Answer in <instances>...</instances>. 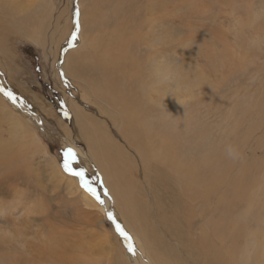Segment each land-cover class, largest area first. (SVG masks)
<instances>
[{"label":"rangeland","instance_id":"obj_1","mask_svg":"<svg viewBox=\"0 0 264 264\" xmlns=\"http://www.w3.org/2000/svg\"><path fill=\"white\" fill-rule=\"evenodd\" d=\"M83 1L45 0L47 13L42 22L30 24L28 19L36 16V0H11L12 5L7 7H13L12 14H6L0 9V83L27 105L36 118L38 130L33 133L46 146L39 145L31 149L35 147L31 144L30 151L20 147V131L10 110L1 105L0 97V264H27L25 261L28 258L40 264H113L115 253L120 250L126 252L125 259L133 264L134 259L124 247L122 237L107 218L108 211L105 214L100 211L101 207H107L106 197L111 196V190L103 172L94 163L88 144L80 139L74 123V106L103 122L105 118L97 113L100 111L97 107L107 108L105 103L100 102L96 107L84 99L81 96L83 89L65 69L66 57L74 50L78 51L81 44ZM160 1L169 4L167 11L162 14L160 27L161 32L167 34L164 38L170 36L168 45L161 50L164 56L162 63L178 73L175 72L176 76L168 79L172 91L177 89L176 82L182 72H188L194 78L201 71V66L208 69L209 77L207 74L204 77L210 80L206 86L209 89L205 90L206 93L194 91L190 103H198L194 101L196 98L202 101L206 99L215 105L214 115L208 118L207 123L211 127L225 124L229 136L235 137L230 140L231 143L247 146L238 150L237 160L240 163L232 172L236 173V177L241 162H246L244 169L247 176L244 184L253 187H247L250 190V202L245 201L238 207L237 217L248 215V218L239 223L234 221L227 226L228 232L232 230L231 226L237 224L252 227V231H255V226L264 229V0ZM77 6L81 13V30L75 46L69 47L68 40L74 31V12ZM144 7L150 9L145 5L141 9ZM21 16L27 19L24 24V17ZM57 18H62V29L67 30L68 36L65 38L57 29L55 32ZM4 26L12 27L13 30ZM29 38L40 42H33ZM197 82L193 80L192 84ZM198 86L200 89L202 84ZM166 99L158 105V114L173 112L177 108L169 105ZM109 128L110 132L114 130L111 124ZM114 132L117 134V131ZM113 134L112 138L124 146V141L119 136L115 138ZM65 140L71 144L64 145ZM68 146L79 151L74 167L85 170L86 179L96 188L103 204L82 190L77 178L62 171V153ZM243 153H248L246 159L241 155ZM251 153L253 156L249 155ZM81 156L84 157L83 161ZM6 161L9 162L4 165ZM84 161L89 166H85ZM8 165L15 169L8 170ZM137 173L138 170H135L137 185L132 186L134 198L141 193L153 204L152 212L151 206L141 211L147 222L154 225L145 228L159 229V233L166 236L165 239L159 234L162 239L160 241L169 249L167 241L171 239L167 232L174 230L173 227H179L171 211L175 195L170 186L160 187L163 203L159 201L157 204L149 192L151 187H157V181L154 178L148 180ZM72 185L79 188L77 192ZM144 185L149 190L146 189V194L142 189ZM80 192L91 197L98 208L87 207L81 201L83 196ZM140 204L147 206L145 202ZM193 210L195 217L191 219L192 226H207L206 221L201 223L197 209L193 207ZM130 222L123 220L127 226ZM251 238L249 236L248 241ZM195 239L197 243L200 242V238ZM175 247L178 248L177 245ZM175 255L180 256L182 261L176 262L171 256L174 261L172 264H188L181 252Z\"/></svg>","mask_w":264,"mask_h":264},{"label":"bare ground","instance_id":"obj_2","mask_svg":"<svg viewBox=\"0 0 264 264\" xmlns=\"http://www.w3.org/2000/svg\"><path fill=\"white\" fill-rule=\"evenodd\" d=\"M12 2L1 0L0 9L6 14H12L13 7H7L12 5ZM35 3L36 16L34 18L31 14L29 24L42 22L47 10L45 0H36ZM83 5L81 44L78 51L74 50L66 57L65 69L83 89L84 96L87 95L84 97L81 94L84 99L96 107L100 102L105 103L107 108L97 107L100 110L97 113L105 118L103 122L74 106V123L80 139L88 144L93 161L103 172L111 190V196L106 197L107 207H101L100 211L104 214L106 211L114 213L117 221L132 237L135 254L128 253L134 259L132 263L172 264L173 258L176 262L181 260L180 256L173 254L179 255L181 252L188 264H264L262 227L255 226V231H252V227L241 223L242 226H231L232 230L229 232L227 229L234 221L239 223L248 218V215L244 218L237 217L238 207L245 201L250 202V190L247 187L253 186L244 184L247 176L244 169L246 162H241V169L235 177L236 173L233 174L232 169L236 168L240 161L237 158H229L225 148L231 144L238 152L247 146L232 144L230 140L235 137L229 136L225 124L219 123L211 127L207 123L208 118L214 115L215 105L206 99L199 101L196 98L194 101L198 103H190L194 91L206 93L205 90L209 89L206 86L210 80L204 77L205 74L208 76V69L201 66V71L197 72L194 78L192 74L182 72L176 82L175 91H172V85L168 82L175 72L178 74L175 69L162 63V51L164 46L168 45L170 36L168 39L164 38L167 34L161 32L160 24L162 14L167 11L169 4L160 0H88L87 3L84 0ZM143 5L150 9H141ZM153 10L155 14L152 13ZM61 20L62 18H59L56 21L54 28L55 32L57 29L65 38L67 30L62 29L64 26L60 23ZM26 21L24 17L22 23ZM4 28L13 30L12 27ZM29 39L40 42L37 39ZM193 80H197V84H192ZM200 83L202 86L199 89L197 86ZM0 87L5 88V85L0 83ZM0 97L1 105L10 110L12 114L9 115L14 118L20 131V147L27 151H30L31 144L35 145L31 149H36L39 145L44 147L45 144L33 133L38 130L36 118L27 105L18 99L13 103L2 93ZM165 98L168 99L169 105L177 108L173 109V112L158 114V105ZM110 124L114 129L112 132ZM114 131H117V134ZM112 133L115 138L119 136L124 141V146L112 138ZM70 144L71 142L64 141V145ZM241 155L246 159L248 153ZM249 155L253 156L252 153ZM83 158L81 156L82 161ZM83 164L89 166L88 162L84 161ZM9 169L14 170L15 167L9 168L8 165ZM135 170H138L140 176L157 181V187H151L150 191L147 185L142 188L145 194L146 189L152 193V200H157V204L159 201L163 203L159 188H166L167 185L172 188L175 199L172 201L171 211L176 217L175 224L179 227H173L174 230L167 232L171 239L166 240L169 249L160 241L161 236H166L159 233V229L145 228L154 225L147 222L142 209L151 206L152 212L153 204L141 193L134 198L132 186L137 185ZM78 189L75 188L76 192ZM80 194L83 196L81 201L87 207L98 208L86 193ZM141 202L147 203V206L141 205ZM193 207L201 216V223L206 221L207 226H192L191 219L195 217ZM191 209L193 211H190ZM124 219L131 221L128 226L123 223ZM249 236L252 237L251 241H248ZM195 237L200 238L199 243ZM123 245L126 248L125 242ZM115 254L113 264H130L129 259H125L126 252L120 250ZM30 260L28 258L25 262L40 264Z\"/></svg>","mask_w":264,"mask_h":264},{"label":"snow or ice","instance_id":"obj_3","mask_svg":"<svg viewBox=\"0 0 264 264\" xmlns=\"http://www.w3.org/2000/svg\"><path fill=\"white\" fill-rule=\"evenodd\" d=\"M80 15V9L77 6L74 12V31L71 32L70 39L68 40L69 47H74L76 41L78 40V36L81 30ZM0 93H2L13 103L16 102L17 97L11 90L0 87ZM65 115L67 116L68 113L65 112ZM77 159L78 156L76 151L71 146L65 147L62 153V171L69 176L77 178L81 189L91 195L98 203L103 204V200L100 199L96 188L92 186L91 182L88 179H86L85 170L83 168L74 167ZM107 194V190L105 189V195ZM106 215L108 220H110L114 225L115 231L123 238L127 251L135 254V247L132 242L131 235L124 229L122 224L117 221L114 213L107 212Z\"/></svg>","mask_w":264,"mask_h":264},{"label":"clouds","instance_id":"obj_4","mask_svg":"<svg viewBox=\"0 0 264 264\" xmlns=\"http://www.w3.org/2000/svg\"><path fill=\"white\" fill-rule=\"evenodd\" d=\"M225 152H226V155L229 157V158H232V159H236L238 158V152H237V149L235 148V146L229 144L226 146L225 148Z\"/></svg>","mask_w":264,"mask_h":264}]
</instances>
